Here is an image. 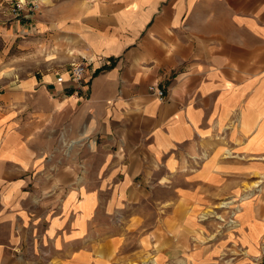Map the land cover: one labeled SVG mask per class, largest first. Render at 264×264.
I'll use <instances>...</instances> for the list:
<instances>
[{
    "label": "crops",
    "instance_id": "crops-1",
    "mask_svg": "<svg viewBox=\"0 0 264 264\" xmlns=\"http://www.w3.org/2000/svg\"><path fill=\"white\" fill-rule=\"evenodd\" d=\"M229 198L256 246L264 0H41L32 20L0 16V264H210L219 245L193 216Z\"/></svg>",
    "mask_w": 264,
    "mask_h": 264
},
{
    "label": "rangeland",
    "instance_id": "rangeland-1",
    "mask_svg": "<svg viewBox=\"0 0 264 264\" xmlns=\"http://www.w3.org/2000/svg\"><path fill=\"white\" fill-rule=\"evenodd\" d=\"M257 178L258 177H255V179ZM255 181L256 180L249 183L247 181H244L243 186L247 188L249 185H254ZM260 183L261 182L258 181L256 182V184ZM241 205L242 203H237L231 198L223 199L219 201V203L206 205L205 207L201 208L198 213L194 214L193 219L196 220L197 225L192 228L191 231L197 238V240L201 242L208 241V243L216 242L219 245L216 249L217 252L215 251L216 254H213L214 256L212 257V259L208 260L210 261V264H264V236L257 240L256 246L249 244V247L247 248L241 243V241H246L247 237L254 239L257 234L255 229L251 227L248 228L247 233H244L241 229V222L237 220V217H240L242 214V212L239 211ZM144 211L147 215H150L154 213L155 209L153 207H147L146 209H144ZM244 213L245 211L243 212V214ZM161 214L163 213L161 212ZM177 228L181 232L185 230L183 224H181V226ZM239 237H241V240ZM217 240L219 242H217ZM248 249L253 253H250ZM186 258L187 257L183 255L176 257L175 264H188L186 262ZM135 263L158 264V261L156 257L145 254L144 256L140 255V257L136 256L128 258L125 261H119L116 264ZM21 264L60 263L54 257H50V255H48V252L40 253L37 251H33L31 254L23 256Z\"/></svg>",
    "mask_w": 264,
    "mask_h": 264
},
{
    "label": "built area",
    "instance_id": "built-area-1",
    "mask_svg": "<svg viewBox=\"0 0 264 264\" xmlns=\"http://www.w3.org/2000/svg\"><path fill=\"white\" fill-rule=\"evenodd\" d=\"M39 4V0H0V16L5 21H29L37 13ZM84 68L82 61H72L68 69L70 80L76 83L82 81ZM55 81H62V76L59 73L55 77ZM148 89L157 97H163V91L157 85L151 84Z\"/></svg>",
    "mask_w": 264,
    "mask_h": 264
},
{
    "label": "bare ground",
    "instance_id": "bare-ground-1",
    "mask_svg": "<svg viewBox=\"0 0 264 264\" xmlns=\"http://www.w3.org/2000/svg\"><path fill=\"white\" fill-rule=\"evenodd\" d=\"M227 154H228V153H227ZM224 203H225V202H224ZM224 203H223V204H224ZM226 203H227V202H226ZM135 264H136V263H135ZM145 264H146V263H145Z\"/></svg>",
    "mask_w": 264,
    "mask_h": 264
}]
</instances>
